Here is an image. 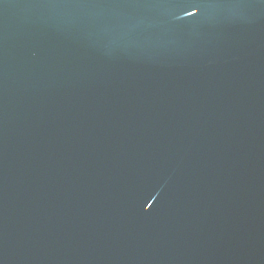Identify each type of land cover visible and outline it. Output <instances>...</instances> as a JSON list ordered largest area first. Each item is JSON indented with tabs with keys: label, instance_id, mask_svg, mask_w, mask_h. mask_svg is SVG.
<instances>
[{
	"label": "water",
	"instance_id": "95a60500",
	"mask_svg": "<svg viewBox=\"0 0 264 264\" xmlns=\"http://www.w3.org/2000/svg\"><path fill=\"white\" fill-rule=\"evenodd\" d=\"M0 264H264V0H0Z\"/></svg>",
	"mask_w": 264,
	"mask_h": 264
}]
</instances>
